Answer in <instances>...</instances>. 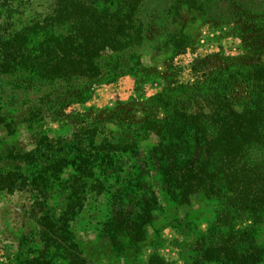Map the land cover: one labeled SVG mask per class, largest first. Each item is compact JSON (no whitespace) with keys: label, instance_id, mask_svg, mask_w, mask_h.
Listing matches in <instances>:
<instances>
[{"label":"rangeland","instance_id":"374dc122","mask_svg":"<svg viewBox=\"0 0 264 264\" xmlns=\"http://www.w3.org/2000/svg\"><path fill=\"white\" fill-rule=\"evenodd\" d=\"M52 1L11 0L14 12L9 17L2 13L0 33H13L43 18L51 11ZM123 1L111 5L102 23L119 8L122 15L135 3L130 32L141 30L143 41L101 53L96 59L100 76L88 88V79L73 80L71 93L63 101L60 94L66 83L57 78L34 77L39 83H27L21 77L17 85L13 77L0 74V173L12 167L10 152L31 149L40 135L68 143L74 135L89 130L94 131L93 140L84 143L99 145L106 140L135 146L137 157L121 159L128 164L120 175L130 177L138 173V164L149 160L158 143L152 132L142 134L141 122L163 119V105L175 102L190 112L207 114L216 94L224 95L238 109L248 104L241 73L248 72L252 64L264 63V0H135L125 9ZM99 2L100 10L109 4ZM120 64L126 69L115 76L111 68L122 70ZM231 74L238 81H227ZM80 93V100L71 97ZM134 122L139 124L134 126ZM135 128L137 138L132 133ZM248 156L254 160L257 153L252 150ZM69 168L65 167L61 179H67ZM145 170L149 172L143 182L156 192L158 203L140 240L130 239L125 231L113 238L114 231L105 226L112 202L108 195L90 197L70 220V239L86 264H147L153 254L164 264H191L199 244L227 236L229 222L220 216L225 207L221 200L200 194L188 204H176L159 189L157 170ZM68 192L59 186L46 189L51 197L28 190L0 192V264H22L25 258L40 254V215L58 216ZM37 203L43 204L39 207ZM232 230L251 237L264 252V215L254 224L237 218ZM45 254L57 263L65 262L63 257L68 255L53 248Z\"/></svg>","mask_w":264,"mask_h":264},{"label":"trees","instance_id":"16d2710c","mask_svg":"<svg viewBox=\"0 0 264 264\" xmlns=\"http://www.w3.org/2000/svg\"><path fill=\"white\" fill-rule=\"evenodd\" d=\"M115 1L104 0L109 4L100 10L99 0H53L51 11L43 18L13 33H0V74L13 77L17 85L21 84L17 79L21 77L27 83H39L37 78H57L66 83L60 94L63 101L71 93L73 80L88 79V88L100 76L96 59L101 53L141 44L144 38L141 30L130 32L135 3L122 15L119 8L106 18V24L102 23ZM133 1L124 0L123 9ZM13 12L11 0H0V16L3 13L9 17ZM120 67L122 70L111 68L115 76L126 69L125 65ZM241 77L249 98L243 108H235L224 95L216 94L211 99L213 109L207 114L203 110L190 112L174 102L163 105V119L143 120L142 134L146 130L152 132L158 143L147 162L130 166L137 165L138 171L130 177L120 175L128 164L121 159L137 157L135 146L106 140L99 145L93 141L84 143L93 140L94 131L74 135L68 143L40 135L31 149L10 152L12 167L0 173V192L28 190L36 191L39 197H51L46 193L48 187L69 191L58 216L47 212L40 215L43 250L25 258L22 264H86L70 239L69 223L90 197L111 196L107 214L110 218L105 226L114 231L113 238L125 231L130 239L140 240L158 203L156 192L143 182L149 172L147 167L157 170L159 189L176 204H188L203 194L221 200L225 206L220 216L229 222L227 236L199 244L191 264H261L263 250L245 233L233 232L232 225L237 218L258 223L264 215V63L252 64ZM226 79L238 81L234 74ZM57 91L60 87L53 89L52 94ZM82 93L71 97L80 100ZM8 125V132L12 133L11 124ZM136 130L132 132L135 137L139 133ZM252 150L257 153L254 160L248 156ZM65 167H70V171L63 180ZM51 248L68 254L63 257L65 262L51 260L45 254ZM147 264L164 262L153 254Z\"/></svg>","mask_w":264,"mask_h":264}]
</instances>
